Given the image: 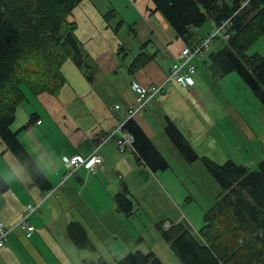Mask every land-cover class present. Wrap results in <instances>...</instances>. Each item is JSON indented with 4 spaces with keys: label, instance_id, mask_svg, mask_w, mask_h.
<instances>
[{
    "label": "crops",
    "instance_id": "0c3cea01",
    "mask_svg": "<svg viewBox=\"0 0 264 264\" xmlns=\"http://www.w3.org/2000/svg\"><path fill=\"white\" fill-rule=\"evenodd\" d=\"M136 3V0H82L73 10L70 19L78 22L76 35L88 55L89 67H78L71 58L63 64L66 83L57 95L46 92L34 97L38 104L32 112L36 114L34 121L20 131L31 138L30 144L20 139L53 188L67 172L64 156L86 157L97 150L103 162L97 173L80 166L60 190L45 199L44 192L24 169L17 168L13 159L12 165H7L0 158V173L9 185L6 191H0V218L13 227L0 248V264H52L49 258L52 255L57 264H87V260L100 256L118 264L123 256L138 248L152 249L164 264H182L163 239L156 240L154 247L144 245L153 242L154 236H161L153 233L146 239L144 229L139 232L128 220L137 216L139 209L126 216L114 201L123 183L127 186L146 183L151 190L147 200L140 202L145 207L142 214L149 216L153 230L158 232L153 225L166 207L151 199V191L167 205L173 197L155 178L171 185L173 168L152 171L144 162H138L133 143L120 150L116 131L119 125L123 127L134 119L163 154L162 145L171 147L172 142L165 131L167 117L178 125L194 148L204 145L208 135L210 109L201 92L204 83L198 90L203 79L195 76L197 73L192 87L181 86L174 80L168 82L146 109L128 119L129 109L137 100L131 81L147 86L164 83L175 56L186 44L163 14L155 10L152 0L146 7ZM111 9L116 16L108 19ZM212 31L198 32V36L201 39ZM256 44V49L263 52L264 35ZM140 53L146 55L147 62L132 70L131 65ZM89 72L92 80L88 78ZM117 105L120 107L116 108ZM28 205L40 207L29 214L33 231L18 225L21 215L28 212ZM73 221L85 226L95 250L78 249L69 238L67 226ZM65 257L70 263L64 262Z\"/></svg>",
    "mask_w": 264,
    "mask_h": 264
},
{
    "label": "trees",
    "instance_id": "16d2710c",
    "mask_svg": "<svg viewBox=\"0 0 264 264\" xmlns=\"http://www.w3.org/2000/svg\"><path fill=\"white\" fill-rule=\"evenodd\" d=\"M152 1L155 10L163 14L177 36L189 45L204 39L198 36V29L208 20L216 24L212 32L229 20L224 29L230 35L225 45L210 53L204 62L214 79L237 72L264 105V54L247 53L249 46L264 35V0ZM81 2L0 0V138L45 194L56 187L53 188L19 137L20 131L33 123L36 114H31L18 130L13 125L18 106L27 98L24 87L34 96L46 92L57 95L66 83L62 66L69 58L78 67H89L88 55L76 35V22L70 19ZM113 15L116 12L111 9L108 16ZM215 37L214 41L224 40L223 36ZM145 56L138 54L131 69L147 62ZM88 75L92 80L90 72ZM166 121V134L181 155L190 163L201 159L222 191L216 204L204 214L199 232L183 222H171L166 228L165 222H156L162 239L182 264H264V159L256 170H250L233 159L217 163L201 157L175 122L169 117ZM123 127L133 136L138 162H144L152 171L170 167V161L134 119ZM8 188L0 173V191ZM114 201L127 216L137 212L125 183ZM67 233L78 249L95 250L82 223H69ZM87 264L111 263L100 256L97 260H87ZM118 264L164 262L152 249L138 248L123 256Z\"/></svg>",
    "mask_w": 264,
    "mask_h": 264
},
{
    "label": "rangeland",
    "instance_id": "374dc122",
    "mask_svg": "<svg viewBox=\"0 0 264 264\" xmlns=\"http://www.w3.org/2000/svg\"><path fill=\"white\" fill-rule=\"evenodd\" d=\"M136 1L138 6L146 7L147 3L151 0ZM111 17L109 16L108 19ZM214 28H216V24L208 20L204 26L198 29V32L207 33L208 30H213ZM77 29L78 22H76V31ZM124 39L128 42L126 38ZM256 43H252L249 46L247 50L248 54L255 52L264 54V51L260 52L256 49ZM224 45L225 40L217 38L210 48L205 50L202 56L194 60L197 66V74L195 73L196 75H194H200L203 79L199 82L198 90L202 88L204 83V88L201 89V92L205 95L206 103L210 109V117L207 121L208 135L206 136V143L204 145H197V148H195L201 157H208L217 163L233 159L238 163L245 164L250 170H256L259 162L264 159V105L237 72H231L220 79H214L210 69L206 67L204 58L213 51L220 50ZM198 61L199 63L197 64ZM166 83H168L167 80L158 86H161L163 89ZM24 89L27 92V98L18 106L16 121L13 125L15 130H18L20 127L22 128L29 121L28 116L38 107L37 102L34 100L35 96L26 90V87ZM119 127L121 128L120 125ZM23 132L20 133L19 137L30 144L31 138L23 135ZM162 150L170 161V167L173 168V172H171L173 179L171 180V185L169 183L164 185L160 178H155L159 185L168 194L170 192L173 197L167 205L155 191H151V199L166 207V210L162 213V217L156 219L155 222H165L163 224L165 228L171 222H183L187 223L195 232H199L203 225L204 214L218 201V196L222 191L221 186L201 159L193 163L188 162L172 142L171 147L164 143ZM0 158L7 165H12L11 160L13 159L18 164L17 168L24 169L15 155L3 144L1 138ZM143 179H147V176L143 175ZM145 184L133 186V183H130L128 185L130 195L139 209V214L127 218L139 232H142L144 229L143 236L148 239L153 233H156L158 237H160V234H158L157 228L158 232L153 230L149 216L142 214L145 211V207L140 202L147 200L148 192L151 190V187ZM61 188L57 186L55 192ZM155 190L158 191V189ZM179 192H181V195ZM26 214H30L29 211ZM138 217H141V220L138 221ZM153 226L155 227V224ZM161 239L162 237L157 238L154 236L153 242H145L144 245L154 247L156 240ZM71 250L74 253L75 247L72 246ZM174 255L177 259L175 253ZM49 258L53 260L52 264H57L53 255L52 258ZM67 260L70 263L69 259L65 257L64 262ZM169 263L174 264L172 262Z\"/></svg>",
    "mask_w": 264,
    "mask_h": 264
},
{
    "label": "built area",
    "instance_id": "2783aa9c",
    "mask_svg": "<svg viewBox=\"0 0 264 264\" xmlns=\"http://www.w3.org/2000/svg\"><path fill=\"white\" fill-rule=\"evenodd\" d=\"M229 24V20L225 21V23L218 27L217 31L212 32L204 39L195 42L192 45L185 44L183 48L179 51V53L175 56V60L170 67V73L167 78L168 82L176 81L181 86L190 88L193 86V76L197 72V66L194 60L197 57L203 55L205 50L209 49L214 39L215 35L223 36L224 40L229 38V34L224 31L225 26ZM218 37V36H217ZM131 89L136 93L137 100L131 106L128 112V119L136 116L141 113L144 109H146L156 95L161 93V86L158 85H150L144 86L137 80L131 81ZM120 106L117 105L116 108ZM116 131L119 132V138L117 140V145L120 150H124L125 148L132 146L133 136L125 131L120 125ZM63 161L65 166L67 167V172L62 177L61 183L58 185L62 187L64 183L68 180V177L73 174L80 166L87 167L92 173H97L99 167L102 165L103 159L101 155L96 151H94L91 155L82 157L79 154H72L70 156H64ZM57 187L50 193H44L45 199L48 198L51 194L55 193ZM39 205H28L29 213L35 211ZM29 214H22L21 219L18 225L23 230L33 231L34 226L29 222ZM13 227L7 226L6 223L0 218V248L4 247L5 241L7 239L8 233L12 231Z\"/></svg>",
    "mask_w": 264,
    "mask_h": 264
}]
</instances>
